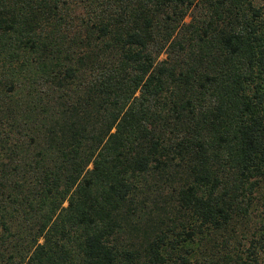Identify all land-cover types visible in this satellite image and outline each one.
Here are the masks:
<instances>
[{
    "label": "trees",
    "instance_id": "1",
    "mask_svg": "<svg viewBox=\"0 0 264 264\" xmlns=\"http://www.w3.org/2000/svg\"><path fill=\"white\" fill-rule=\"evenodd\" d=\"M197 1L0 0V264H264V0Z\"/></svg>",
    "mask_w": 264,
    "mask_h": 264
},
{
    "label": "rangeland",
    "instance_id": "2",
    "mask_svg": "<svg viewBox=\"0 0 264 264\" xmlns=\"http://www.w3.org/2000/svg\"><path fill=\"white\" fill-rule=\"evenodd\" d=\"M198 3H199V0L197 1V4L189 12L187 18L185 19V22H187L189 20V18L191 17V15L194 13V11L197 8ZM164 56H165V54H163L161 56V58H163ZM90 167H91V165H90ZM64 205H66V203ZM256 205H257V206H255L256 209L254 210L256 212H255V214L253 216V220L251 221V224H252V227H253V228H251V231H254L258 227L259 220L262 217H264V199H261L260 201H257ZM251 231H250V229H245V233H244L243 230L238 229L235 234L238 235V238H239L240 242L243 243V244L245 243V246H246L248 244V242H249V239L251 238V235H250ZM40 241H42V240H40Z\"/></svg>",
    "mask_w": 264,
    "mask_h": 264
}]
</instances>
